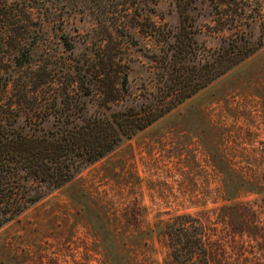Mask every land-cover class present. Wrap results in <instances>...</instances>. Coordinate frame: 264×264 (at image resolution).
Instances as JSON below:
<instances>
[{
    "label": "rangeland",
    "instance_id": "374dc122",
    "mask_svg": "<svg viewBox=\"0 0 264 264\" xmlns=\"http://www.w3.org/2000/svg\"><path fill=\"white\" fill-rule=\"evenodd\" d=\"M46 4L44 27L56 52L70 53L63 32L75 54L109 39L107 50L117 52L121 30L137 38L125 47L127 104L156 88L150 54L164 31L208 47L221 42L209 30L208 0L195 1L187 18L177 0ZM155 28L156 37L143 33ZM85 98L89 113L99 108L95 95ZM181 212L204 221L210 264H264V46L2 225L0 264H173L165 223Z\"/></svg>",
    "mask_w": 264,
    "mask_h": 264
},
{
    "label": "trees",
    "instance_id": "16d2710c",
    "mask_svg": "<svg viewBox=\"0 0 264 264\" xmlns=\"http://www.w3.org/2000/svg\"><path fill=\"white\" fill-rule=\"evenodd\" d=\"M195 1L177 0L184 18ZM208 1L214 9L209 30L220 44L164 31L160 50L150 54L159 67L156 88L127 104L125 47L138 43L130 31L121 30L125 40L115 41L117 52L107 50L109 39L81 54L63 32L65 55L49 46L46 0H0V227L264 46V0ZM158 31L143 33L156 37ZM38 46H44L40 53ZM62 78L64 86H56ZM93 95L99 108L89 113L85 97ZM165 231L173 264H210L200 216L171 215Z\"/></svg>",
    "mask_w": 264,
    "mask_h": 264
}]
</instances>
